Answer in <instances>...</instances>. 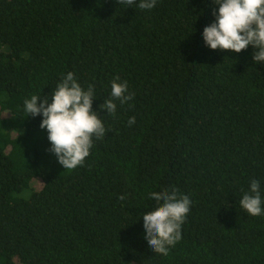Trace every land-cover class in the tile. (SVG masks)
<instances>
[{
    "label": "trees",
    "instance_id": "16d2710c",
    "mask_svg": "<svg viewBox=\"0 0 264 264\" xmlns=\"http://www.w3.org/2000/svg\"><path fill=\"white\" fill-rule=\"evenodd\" d=\"M139 2L0 0V264H264V214L240 206L253 179L264 201V63L205 44L213 0ZM68 72L107 129L73 170L23 105ZM116 76L134 97L111 116ZM172 189L191 206L165 256L143 214Z\"/></svg>",
    "mask_w": 264,
    "mask_h": 264
},
{
    "label": "clouds",
    "instance_id": "9594fccd",
    "mask_svg": "<svg viewBox=\"0 0 264 264\" xmlns=\"http://www.w3.org/2000/svg\"><path fill=\"white\" fill-rule=\"evenodd\" d=\"M137 0H118L120 5H135ZM219 5L214 10L215 21L205 26L203 39L213 50H227L240 53L249 45L254 49L253 61L264 63V0H213ZM156 0H140L138 7L150 10ZM116 76L111 82V98L100 105V110L115 116L118 100L121 105L134 97L129 93L127 81L119 82ZM94 86L87 90L77 82L74 74L67 75L57 84L51 93V102L47 96L32 95L23 101L24 112L35 117L42 115L41 129L48 132L51 143L49 151L55 154L58 163L66 170H73L83 165L90 155L93 139H102L107 129L100 113L93 111ZM38 104V101H41ZM135 123V117L128 120L129 126ZM157 206L143 214L145 239L154 253L167 255L170 247L182 238L181 227L190 211L191 200L177 189L150 193ZM120 200L124 196L119 197ZM259 181L253 179L250 192L240 200V206L251 216L264 214Z\"/></svg>",
    "mask_w": 264,
    "mask_h": 264
}]
</instances>
